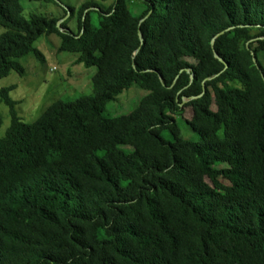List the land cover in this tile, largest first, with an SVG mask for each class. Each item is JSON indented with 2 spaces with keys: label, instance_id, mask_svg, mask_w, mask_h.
I'll return each instance as SVG.
<instances>
[{
  "label": "trees",
  "instance_id": "obj_1",
  "mask_svg": "<svg viewBox=\"0 0 264 264\" xmlns=\"http://www.w3.org/2000/svg\"><path fill=\"white\" fill-rule=\"evenodd\" d=\"M138 1L0 0V79L45 61L43 34L96 66L34 120L0 87V264H264V0ZM134 82L136 106L105 113Z\"/></svg>",
  "mask_w": 264,
  "mask_h": 264
},
{
  "label": "rangeland",
  "instance_id": "obj_2",
  "mask_svg": "<svg viewBox=\"0 0 264 264\" xmlns=\"http://www.w3.org/2000/svg\"><path fill=\"white\" fill-rule=\"evenodd\" d=\"M21 1L25 6L24 13L26 15L30 12H36L59 17L63 15V8L66 4H74L79 7L87 0H55L57 3L36 0ZM95 1L103 7L109 6L112 2V0ZM130 7L135 13H139L144 5L141 1L130 0ZM91 12V24L98 27L99 14L96 11ZM77 25L76 16L68 22V27L75 33L78 31ZM60 43L61 39L57 33L43 34L36 40L35 46L43 52L45 61H39L29 55L22 59V63L25 65L24 75L12 72L7 77L0 79V87L10 84L16 85L12 91V96L18 101V111L26 120H34L45 109L46 105L56 98H73L90 93L93 90L92 74L96 70V66L87 67L83 64H75L77 53L59 52ZM146 93L147 90L134 82L129 88L124 89L117 97L106 104L105 113L115 115L129 112ZM214 107L213 105L212 108ZM8 111L9 107L0 102V115L3 117V126H7L9 123ZM177 118L183 124L184 118L182 116ZM183 135L191 137L195 133L190 128H184Z\"/></svg>",
  "mask_w": 264,
  "mask_h": 264
},
{
  "label": "water",
  "instance_id": "obj_3",
  "mask_svg": "<svg viewBox=\"0 0 264 264\" xmlns=\"http://www.w3.org/2000/svg\"><path fill=\"white\" fill-rule=\"evenodd\" d=\"M61 21L62 20H60L59 22H58V24H57V26L59 27V28H61L60 26V23H61ZM141 36V41L143 42V39H142V35H140ZM214 42H215V40L213 39L212 40V47L214 48ZM215 56L216 57H218L220 60H222L223 61V59L221 58V57H219V55L216 53L215 54ZM254 61L256 62V59H255V57H254ZM262 76H263V78H264V74L262 73ZM203 88L205 89V85H203ZM184 101H187V99L186 98H184Z\"/></svg>",
  "mask_w": 264,
  "mask_h": 264
}]
</instances>
